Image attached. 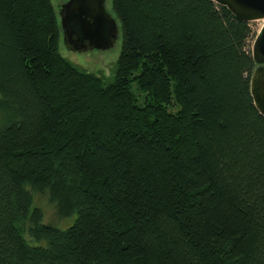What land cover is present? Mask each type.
Masks as SVG:
<instances>
[{"label":"trees","instance_id":"16d2710c","mask_svg":"<svg viewBox=\"0 0 264 264\" xmlns=\"http://www.w3.org/2000/svg\"><path fill=\"white\" fill-rule=\"evenodd\" d=\"M111 7L105 81L61 54L51 0H0V264H264L249 21L214 0Z\"/></svg>","mask_w":264,"mask_h":264},{"label":"water","instance_id":"95a60500","mask_svg":"<svg viewBox=\"0 0 264 264\" xmlns=\"http://www.w3.org/2000/svg\"><path fill=\"white\" fill-rule=\"evenodd\" d=\"M106 0H66L58 6L64 45L67 49H107L117 37L115 18L107 12ZM242 21L264 19V0H214ZM256 64L250 75L254 104L264 116V23L251 47Z\"/></svg>","mask_w":264,"mask_h":264},{"label":"rangeland","instance_id":"374dc122","mask_svg":"<svg viewBox=\"0 0 264 264\" xmlns=\"http://www.w3.org/2000/svg\"><path fill=\"white\" fill-rule=\"evenodd\" d=\"M55 8L57 9V12L59 13L58 6L62 3H64L66 0H51ZM105 7L108 13L115 18L114 12L111 7V0L105 1ZM116 20V24L118 27L117 30V37L115 39V42L107 49H95V48H87L85 51L80 52L79 50L75 49H67L64 45L63 41V34L61 29V37L59 40V50L63 56H65L68 60H70L73 64L78 66L81 69H84L89 72H93L95 74L101 75L104 77L105 81H109L112 78V75L114 74L115 67H116V61L120 52L121 48V42H122V33L120 29V22L119 20ZM60 21V18H59ZM264 23V19H258V20H250L249 25L252 30V35L248 40V46L252 47L253 39L256 33L259 31L261 26ZM36 200L39 203V205L35 201V195H34V203L41 208L42 206V212H43V221L45 223H51L54 224L60 228H66L68 225L71 224V222L74 219L75 212L69 215L68 217V224L67 221L64 220H57L54 216V210L52 205L48 202L47 198L42 194H37ZM41 205V206H40ZM55 221V222H49ZM67 224V225H66Z\"/></svg>","mask_w":264,"mask_h":264}]
</instances>
